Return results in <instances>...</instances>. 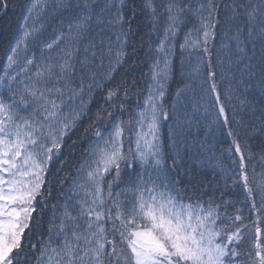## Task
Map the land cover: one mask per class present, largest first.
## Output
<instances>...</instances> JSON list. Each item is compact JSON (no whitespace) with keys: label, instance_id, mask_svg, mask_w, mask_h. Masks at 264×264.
<instances>
[{"label":"snow or ice","instance_id":"obj_1","mask_svg":"<svg viewBox=\"0 0 264 264\" xmlns=\"http://www.w3.org/2000/svg\"><path fill=\"white\" fill-rule=\"evenodd\" d=\"M10 8L17 27L0 75V264H264V0H0V15ZM144 23L150 25L144 52L151 62L141 104L135 79L113 82L138 54L128 49ZM49 26L52 33L42 39ZM218 35V53L234 47L237 61L247 60L248 80L239 81L245 94L236 99L255 119L237 118L233 107L229 120L216 82L224 60L212 59ZM178 42L181 76L187 65L188 77L208 85L203 91L217 109L213 123L223 118L231 138L232 166L215 163L224 188L207 201L185 199L184 178L191 173L181 168L171 126L173 151L166 155L162 148L161 124L191 88L177 87L172 112L166 108ZM139 43L143 48L144 39ZM98 90L102 102L81 136L88 139L84 159L65 189L67 176L59 175L68 164L65 145L75 151L77 141H67ZM235 91L230 85L224 97L231 102ZM252 92L259 93V116L257 99H248ZM185 122L191 117H177L178 127ZM257 137L260 150L253 153ZM228 180L242 182L248 216L225 198ZM49 212L47 236L40 232L33 243Z\"/></svg>","mask_w":264,"mask_h":264},{"label":"trees","instance_id":"obj_2","mask_svg":"<svg viewBox=\"0 0 264 264\" xmlns=\"http://www.w3.org/2000/svg\"><path fill=\"white\" fill-rule=\"evenodd\" d=\"M161 0H157V3H160ZM19 9H17L18 13ZM221 18H223V11L221 12ZM17 23H16V14L9 9L7 15H0V75H3V63L4 56L6 51L8 50L9 43L13 40V36L15 35ZM191 27V25H189ZM150 30V25L147 23L142 24L139 33L137 34L136 43L134 45H130L128 51L131 54L132 47H136L138 49V54L136 56L129 57L127 63L118 70L116 73V80L113 82H118L121 79H128L131 82L133 79L137 81L136 88L133 91H139L140 93V101L142 104L144 96L147 94V87L150 83V75L149 72V63L151 62L148 57L145 56L144 49H147L148 44L147 41L149 39L147 33ZM53 31V26H49L47 31L44 33L42 39H48L50 34ZM161 35L163 33V21H161L160 29ZM187 31V28L184 29ZM184 31H182L178 36V41L182 42ZM143 38L145 43L144 47L140 48L139 40ZM153 46L158 43V40L155 36L152 38ZM220 36L218 35L215 41V46L212 48V59L213 63L216 64L218 58H223L224 63L222 65L224 71L221 72L220 67L216 69V82L219 87V91L221 93V99L225 104L229 120H232L233 116V107L236 109V116L240 118L241 116L245 120L255 119L251 117L247 112L240 111L239 101L236 99L237 95L245 94L244 85L240 84L239 81L241 79L248 80L247 69L245 65L247 64V60L245 59L243 63H239L237 61V57L235 55L234 47L227 51V55L223 52L218 53L217 48L219 47ZM179 42L176 45V55L173 57V66L171 77L168 81L167 92L165 96V106L166 108L172 112V103L173 97L176 92V88L182 86L184 83H190L191 88L185 94V96L181 97L180 101L177 103V108L175 110V114L167 121H163L160 129V136L162 141V148L166 155L170 154L173 149L169 148V144L172 141L169 139V127L171 126L173 129L174 139L177 141L180 146L181 155L183 157V161L181 164V168L185 170L186 173H191V175L185 176V185L186 189L184 192L185 199L187 197L192 196L194 199L196 197H200L201 199L207 201L209 197L215 196L219 198L220 191L224 188L225 180L223 178V174L220 172L218 168L215 167V163L217 160L223 162L226 167L232 166V161L228 156L227 149L231 145V138L227 136V128L223 126V118H220L219 123H213V120L217 117V109L213 106L214 100L210 96H206L203 89L208 87L207 84L201 83V78L191 79L187 76L190 68L185 65L184 73L185 75L181 76V64H180V49ZM257 54L259 55V49H257ZM187 56V54H185ZM231 58L232 64L229 67L228 59ZM135 59L137 61L136 65H133L132 61ZM145 61L144 63H139V61ZM193 64L196 62L195 56L192 57ZM207 60H205V64ZM257 77L259 76V69H256ZM206 76V71H205ZM254 83V81H252ZM236 89L233 93V99L229 102L224 97L225 90L229 89V87ZM103 93L99 90L95 93L94 99L92 103L89 105L88 116L82 118V120L78 123V127L73 130L70 134V139H68L67 143H71L72 140H76L77 144L75 146V151L70 152L67 148V144L65 145V156H68V164L65 166L64 170L60 172V176H67V183L64 185V188L67 189L71 184L72 176L75 175V169L79 166V163L84 159L83 150L88 146V139H81L84 128L88 125L89 117L93 116L98 104L102 102ZM204 97L202 100L201 98ZM259 93L252 92L248 94V99H257V112L256 116H259ZM79 103V101H77ZM131 105H135L136 100L132 99L130 102ZM198 110H194L193 106ZM207 109V111H205ZM187 114V115H185ZM188 116L191 117V122H185L182 126H177V117L180 119L187 121ZM124 118L127 119V113H125ZM233 126H235L233 124ZM241 135L243 137V130H241ZM88 138H93L91 133L88 134ZM259 142L260 138L257 137L255 143H253L252 151L253 153L259 152ZM251 143V141H250ZM234 151V149H233ZM247 155V153H245ZM64 156L61 157L63 159ZM196 159L203 160L204 163L201 165H197L194 161ZM236 160V171L238 172L239 165V157H235ZM256 163V171L259 173L261 171L260 164L258 160L254 161ZM58 164V161H57ZM249 175L251 177V165L249 166ZM55 172V169H53ZM111 177H109L110 179ZM228 191L225 195L226 199L235 200L237 206L244 207V214L248 216L250 204L244 206L241 202L244 200L245 193L243 191L242 182H239L236 185H233L232 180H228ZM206 186V188H205ZM105 189H107V184L105 183ZM58 189L54 188L53 201L55 200V192ZM116 189H114L115 192ZM204 191L206 194L201 196V192ZM50 204L52 201L49 202ZM223 211V209H221ZM234 208L229 207V213H233ZM51 215L49 212L44 219V225L38 230L32 233L31 239L33 243H36L39 239V233L43 232L45 237L47 236V220ZM252 219H255V216H252ZM248 221H246L247 223ZM254 231V230H253ZM38 254V253H37Z\"/></svg>","mask_w":264,"mask_h":264}]
</instances>
